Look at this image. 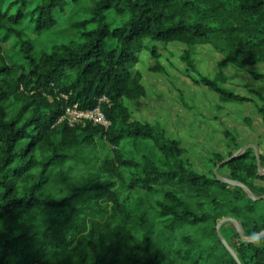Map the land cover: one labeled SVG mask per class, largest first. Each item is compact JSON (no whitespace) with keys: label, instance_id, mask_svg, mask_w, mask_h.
<instances>
[{"label":"trees","instance_id":"trees-1","mask_svg":"<svg viewBox=\"0 0 264 264\" xmlns=\"http://www.w3.org/2000/svg\"><path fill=\"white\" fill-rule=\"evenodd\" d=\"M78 1L0 0V264H238L218 236L225 219L258 237L223 224L240 263L264 264V200L191 170L181 144L133 121L124 103L146 97L134 69L144 50L159 57L158 43L186 46V62L209 45L237 70L264 64V0H97L87 21L54 32ZM28 32L75 38L39 48ZM203 83L225 102L248 100ZM103 98L108 129L57 125L68 107ZM141 141L152 151L141 154ZM222 169L264 197L253 150Z\"/></svg>","mask_w":264,"mask_h":264},{"label":"rangeland","instance_id":"rangeland-1","mask_svg":"<svg viewBox=\"0 0 264 264\" xmlns=\"http://www.w3.org/2000/svg\"><path fill=\"white\" fill-rule=\"evenodd\" d=\"M95 1L74 3L59 20L54 32L87 21ZM108 20L114 22L116 15L110 13ZM93 27L89 25V29ZM27 34L39 48H49L54 43L75 38L71 32L66 36L62 33ZM156 46L159 57L154 59L149 50H144L139 53L140 61L134 69V73L142 78L146 97L124 101L133 121L148 124L167 139L178 141L185 151L187 166L210 178L215 175L213 161L217 154L228 157L243 152L248 146L258 147L264 154V123L257 111V105H261L264 97V78L253 76L256 73L264 77V64L237 70L209 45L190 49L189 62H186L184 57L188 48L183 44L158 43ZM204 79L220 81L222 88L248 100L225 102L203 83ZM139 144L141 154H148L154 147L152 141ZM122 147L126 148L128 159L138 161L136 149L126 142ZM107 151H111L110 146ZM218 174L226 178L227 171L222 169Z\"/></svg>","mask_w":264,"mask_h":264},{"label":"built area","instance_id":"built-area-1","mask_svg":"<svg viewBox=\"0 0 264 264\" xmlns=\"http://www.w3.org/2000/svg\"><path fill=\"white\" fill-rule=\"evenodd\" d=\"M106 103L108 99L103 98L95 108L90 110H81L78 106L68 107L57 125L68 124L70 127H76L90 123L108 129L111 124L103 111V105Z\"/></svg>","mask_w":264,"mask_h":264},{"label":"water","instance_id":"water-1","mask_svg":"<svg viewBox=\"0 0 264 264\" xmlns=\"http://www.w3.org/2000/svg\"><path fill=\"white\" fill-rule=\"evenodd\" d=\"M248 150H253V151H254V153H255V155H256V157H257V160H258V172H259L260 175H264V171H263V169H262V167H261L260 154H259L258 147H256V146H248V147H246V148L244 149L243 152L248 151ZM238 155H239V153H238V154H235L234 156H232V158L226 160L225 162H223L221 165H219V166L216 168V170H215V175H216L217 179H218L219 181H221V182L226 183V184H230V185H235V186H239V187H241V188H242V189L248 194L249 198H250L251 200H253V201H262V200H264V197L257 198L256 196H254V194H252V193L250 192V190H249L248 188H246L244 185H242V184H240V183H238V182H234V181H232V180H229V179L223 178L222 176H220V175L218 174L219 169H220L223 165H225V164H227L228 162H230L231 160L237 158ZM228 222H231V223H233V224L235 225V227H236V229H237L239 235L244 239L245 242H252V241L256 240L258 237L256 236V237H254V238H252V239H245V237H244V232H243V230H242L240 224H239L236 220H233V219H225V220H223L222 222H220V224L218 225L217 230H218V236H219V238L221 239L222 243H223L224 246L227 248V250L233 255V257L235 258V260L237 261V263H238V264H241L240 261H239V259H238V257H237L236 254L232 251V249L230 248V246L227 244L226 240L224 239V237L222 236L221 231H220V230H221V227L223 226V224L228 223ZM261 236H264V232L262 233Z\"/></svg>","mask_w":264,"mask_h":264}]
</instances>
